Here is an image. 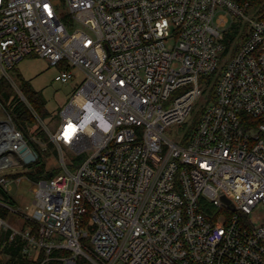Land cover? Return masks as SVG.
I'll return each mask as SVG.
<instances>
[{
  "label": "built area",
  "instance_id": "obj_1",
  "mask_svg": "<svg viewBox=\"0 0 264 264\" xmlns=\"http://www.w3.org/2000/svg\"><path fill=\"white\" fill-rule=\"evenodd\" d=\"M255 1L0 0V78L29 55L62 82L83 77L57 128L41 120L61 171L36 181L31 215L0 201L25 217L17 229L0 213V233L29 258L44 251L40 264H264ZM9 118L0 172L25 162L23 145L34 152Z\"/></svg>",
  "mask_w": 264,
  "mask_h": 264
},
{
  "label": "trees",
  "instance_id": "obj_2",
  "mask_svg": "<svg viewBox=\"0 0 264 264\" xmlns=\"http://www.w3.org/2000/svg\"><path fill=\"white\" fill-rule=\"evenodd\" d=\"M255 5H263L264 8V0L255 1ZM230 40L229 38L225 40L227 45L231 44ZM18 81L19 90L14 88L8 78H0V102L18 129L21 130L31 148L37 153V159L29 163V176L34 181H38L51 177L50 174L54 176L61 171L60 165L52 166L53 160L59 162L60 154L56 143L51 139L41 122L50 115L44 97L21 74H18ZM20 93L24 95L25 99L21 97ZM201 112L195 113L191 128L198 123ZM0 213L4 217L8 211L0 206ZM10 232V229H3L0 233V264H40L45 255L44 251L37 259L29 258L23 252L25 241L21 236L10 240ZM47 264H62V262L52 259Z\"/></svg>",
  "mask_w": 264,
  "mask_h": 264
},
{
  "label": "rangeland",
  "instance_id": "obj_3",
  "mask_svg": "<svg viewBox=\"0 0 264 264\" xmlns=\"http://www.w3.org/2000/svg\"><path fill=\"white\" fill-rule=\"evenodd\" d=\"M60 70L59 66H51L41 56L29 55L20 60L16 67L10 71L14 88L18 89V74H21L36 90L41 92L46 102V108L50 112V115L45 117L43 121L51 130L57 128L61 119L60 110L69 101L71 95L83 80L80 75L74 81L62 82L56 78ZM20 94L25 99L24 95ZM9 116L6 108L0 102V119H10ZM59 165L60 161H52V166ZM12 171L16 174L13 175L14 179L11 181L10 190H1L0 201L31 215L35 209L36 194L34 189L38 183L29 176L30 164L21 161V164L6 169L4 172L1 171L0 175ZM17 176L20 177V180L15 178ZM258 214L262 215V212H258ZM4 218L7 223L17 229H23L25 226V217L20 212L8 211Z\"/></svg>",
  "mask_w": 264,
  "mask_h": 264
},
{
  "label": "water",
  "instance_id": "obj_4",
  "mask_svg": "<svg viewBox=\"0 0 264 264\" xmlns=\"http://www.w3.org/2000/svg\"><path fill=\"white\" fill-rule=\"evenodd\" d=\"M22 151L27 152L24 156V161L26 163H31L33 161H35L37 159V153L34 151L33 153H29L28 150V146L27 145H23L21 148ZM50 176H52V174H50Z\"/></svg>",
  "mask_w": 264,
  "mask_h": 264
}]
</instances>
